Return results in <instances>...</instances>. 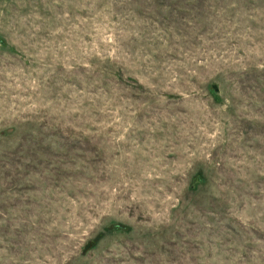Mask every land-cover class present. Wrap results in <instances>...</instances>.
<instances>
[{"label":"rangeland","instance_id":"1","mask_svg":"<svg viewBox=\"0 0 264 264\" xmlns=\"http://www.w3.org/2000/svg\"><path fill=\"white\" fill-rule=\"evenodd\" d=\"M0 264H264V0H0Z\"/></svg>","mask_w":264,"mask_h":264}]
</instances>
